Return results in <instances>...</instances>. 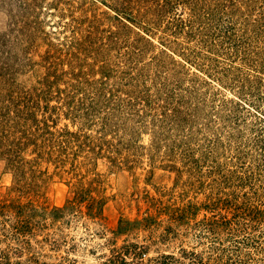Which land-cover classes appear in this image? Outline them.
<instances>
[{
    "label": "rangeland",
    "instance_id": "1",
    "mask_svg": "<svg viewBox=\"0 0 264 264\" xmlns=\"http://www.w3.org/2000/svg\"><path fill=\"white\" fill-rule=\"evenodd\" d=\"M264 264V0H0V263Z\"/></svg>",
    "mask_w": 264,
    "mask_h": 264
},
{
    "label": "trees",
    "instance_id": "2",
    "mask_svg": "<svg viewBox=\"0 0 264 264\" xmlns=\"http://www.w3.org/2000/svg\"><path fill=\"white\" fill-rule=\"evenodd\" d=\"M156 1H160V0H156ZM166 2L170 1V0H165ZM0 264H11V261L10 260H7V261H2ZM17 264H21L20 262H17ZM42 264H46V263H42Z\"/></svg>",
    "mask_w": 264,
    "mask_h": 264
}]
</instances>
